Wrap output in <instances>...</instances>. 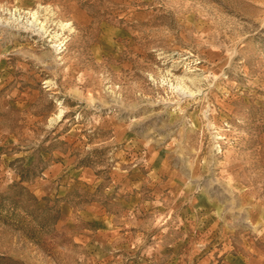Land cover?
Here are the masks:
<instances>
[{
    "label": "rangeland",
    "instance_id": "obj_1",
    "mask_svg": "<svg viewBox=\"0 0 264 264\" xmlns=\"http://www.w3.org/2000/svg\"><path fill=\"white\" fill-rule=\"evenodd\" d=\"M0 264H264V0H0Z\"/></svg>",
    "mask_w": 264,
    "mask_h": 264
}]
</instances>
